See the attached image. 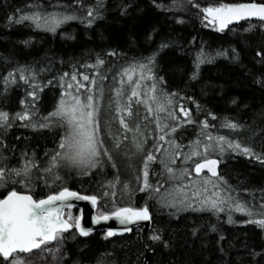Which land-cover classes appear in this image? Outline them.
I'll use <instances>...</instances> for the list:
<instances>
[{
    "label": "trees",
    "instance_id": "1",
    "mask_svg": "<svg viewBox=\"0 0 264 264\" xmlns=\"http://www.w3.org/2000/svg\"><path fill=\"white\" fill-rule=\"evenodd\" d=\"M29 2L0 0V111L9 113L12 125L0 127V153L13 158L12 163L25 151L29 155L35 153L39 160L44 161L45 153L57 147L63 129L55 124L47 128H32L25 126L27 121L11 119L25 107H32L33 98L27 96L32 89L18 79L16 72H13L17 77L15 83L5 85L4 77L19 65L44 69L37 75L42 87L37 91L39 98L34 101L35 121L56 105L62 91L60 76L64 72H72L73 68L91 75L97 69L87 65L94 64L98 56L105 61L99 67V71L107 76L103 81L105 97L110 95L109 88L116 86L113 76L122 67L134 61L146 63V58H152L150 67L157 87L173 94L177 115H182L178 111L181 105L191 112L193 122L181 124L172 134L178 143L185 146L183 150L187 149L189 140L197 137L201 127L198 121L207 119L212 125L208 131L213 135L238 140L250 146L255 153L264 155V57L255 55L257 50L264 52V27L260 21H241L223 31L206 27L201 9L193 5L207 6L216 0H176L175 6L172 0H156V3L153 0H84L100 13L93 23L88 25L79 19L70 20L52 33L33 28L27 21L19 24L8 22L9 15H19L18 8L28 10L25 6ZM52 2L43 0L45 5ZM25 40L29 43L25 44ZM201 50L211 59L197 67L194 61ZM217 52L226 54L216 55ZM144 83L151 84L152 81ZM22 98L25 105L20 103ZM209 112L216 118L209 116ZM225 118L242 127L235 130L221 127ZM146 123L143 121L141 127ZM117 126L114 122L113 128ZM150 127L154 129L155 126ZM105 139L111 144V137L106 136ZM152 142V137L147 136L145 147L150 148ZM212 155L220 162L218 174L235 189L233 195L255 206L264 201V162L230 150L223 155ZM192 160L182 165L181 158H177L174 167H189ZM137 161L138 157L127 156L122 146L115 153L117 168L109 162L88 175L63 169L60 171L62 179L47 186L40 181L39 186L34 184L31 189L19 184L9 187L30 192L34 198L51 194L63 186L90 195L96 194L99 183L111 179L117 171L122 179H128L130 187H136L133 168L138 166ZM153 168L159 171L158 164L154 163ZM149 179L153 184L157 180L163 183L159 175L150 173ZM167 189L169 183H163L160 191L164 193ZM7 190L0 187V196ZM106 199L110 201L111 197ZM115 202L121 207L149 208L151 225L145 236L140 229L121 237L106 238L104 232L81 236L73 226L62 234V264H95L96 257L105 253L107 264H144L147 253L146 264H264V228L255 223H241L250 219L244 213L232 211V222L229 223L227 210L218 214L208 210L176 211L161 205L147 190L126 191L123 195L118 190ZM105 203L104 199L98 200V212L110 209L111 204L105 207ZM153 232L160 235V240L150 239ZM55 244L53 241L47 246Z\"/></svg>",
    "mask_w": 264,
    "mask_h": 264
},
{
    "label": "snow or ice",
    "instance_id": "2",
    "mask_svg": "<svg viewBox=\"0 0 264 264\" xmlns=\"http://www.w3.org/2000/svg\"><path fill=\"white\" fill-rule=\"evenodd\" d=\"M172 2L175 6L176 0ZM153 3H156V0H153ZM193 6L201 9L206 27H215L219 31H223L233 21L250 18H257L261 22V27H264V2L216 0L207 6L197 3ZM25 7L28 10L19 8L16 10L19 15H9L8 22L19 24L27 21L33 28L52 33L70 20L79 19L82 23L91 25L96 16L100 15L96 7L86 4L84 0H53L48 5H45L43 0H30ZM24 43L28 44L29 41L25 40ZM110 54L115 55V52ZM255 55L264 57V52L257 50ZM146 59V63L129 62L116 72L113 76L116 86L109 88L110 95L107 97L103 84L107 76L99 71V67L105 61L99 56L94 64L87 65L97 69L91 75L78 72L75 68L70 73L64 72L60 76L62 91L56 105L52 111L35 121L34 101L39 98L37 91L42 87L37 81V75L44 69H37L34 65H19L4 77L5 85L15 83L17 77L13 72H16L19 74L18 79L29 84L32 89L27 92V96L33 98L32 107H25L13 114L11 119L27 121L25 126L32 128L59 125L63 133L59 135L57 147L50 153H45L44 161L39 160L35 153L29 155L25 151L15 158V163H12L13 158L0 153V187L8 189L6 194L0 196V257L3 258L0 264H31L29 258L21 254L41 249L42 245L46 246L44 250L48 251L47 245L52 241L56 242V248L51 251L56 253L64 239L62 234L73 226L81 235H88L92 229L83 227L79 217L73 218L70 212L67 216L64 215L65 209L70 210L73 207L71 198L90 201L93 206L102 199L106 200L105 207L111 204L109 210L100 211L93 217L94 222L106 221L113 217L122 225L151 220L147 206H117L115 201L118 190L121 195L126 191L147 190L161 205L174 208L176 211L208 210L218 214L227 210L229 223L232 222V211L244 213L250 219L240 221L241 223H255L264 228V201L255 206L233 195L235 189L218 174L219 160L212 154L223 155L225 151L230 150L262 162L264 155L255 153L250 146L243 145L238 140H231L224 135H213L208 131L212 125L207 119L198 121L201 127L197 137L189 140L187 149L183 150L185 146L178 143L172 134L181 124L193 122L191 112L181 105L178 111L182 115H177V109L172 101L173 94L157 87L156 78L150 67L152 58ZM210 59L211 56L201 50L197 53L194 63L199 67L201 63ZM192 75L195 77L196 73L193 72ZM146 80H151L152 83H144ZM20 103L25 105L26 101L22 98ZM162 113L164 115H161ZM208 115L216 118L214 113L209 112ZM143 121L148 123L141 127ZM114 122L118 125L115 128ZM150 125H154V129ZM11 126L9 113L0 111V127ZM221 127L235 130L242 125L225 118ZM149 135L153 142L151 147L147 148L145 145ZM106 136L111 137V144L105 139ZM122 146L127 156L138 157V166L133 168L136 173V187H130L128 179H122L119 171L111 179H104L99 183L96 194L90 195L63 186L51 194L34 198L30 192L18 191L14 186L9 187L19 184L31 189L34 184L39 186L40 181L47 186L62 179L60 171L63 169L75 170L78 175H88L93 169L104 168L109 162L113 168H117L115 153ZM193 157L197 159L192 160ZM177 158H181L182 165L192 160V165L174 167ZM154 163L159 165V171L153 168ZM129 166L131 167V164ZM205 169L206 173L203 172ZM150 173L153 176L159 175L163 183H169V189L161 193L163 183L157 180L153 184L149 179ZM108 197H111L110 201L106 199ZM118 231L127 232L131 229L109 228L106 238ZM193 233L195 234V229ZM160 238L155 232L150 236L154 241ZM106 255V253L98 255L95 264H107Z\"/></svg>",
    "mask_w": 264,
    "mask_h": 264
},
{
    "label": "water",
    "instance_id": "3",
    "mask_svg": "<svg viewBox=\"0 0 264 264\" xmlns=\"http://www.w3.org/2000/svg\"><path fill=\"white\" fill-rule=\"evenodd\" d=\"M247 20H258V19L257 18H250V19H242L240 21H233L226 28H229L231 26L237 25L241 21H247ZM219 169H220V162L217 165L218 173H219ZM206 171H207L206 169L203 170V172H205V173H206ZM70 202L73 204V207L70 210L69 209H65L64 210V215H65V213L67 211L78 210L79 211V218H80L81 225L83 227H86V228H91L92 231L90 233L104 232L106 234L109 228L121 229V228H124V227H128V228L131 229V231H127V232H119L118 231L116 234H114L111 237H121V236H124V235H128L134 229H140L142 236H145V234L147 233V231L149 230L150 225H151V220H149V221H139V222L130 223V224H127V225H122L114 217L110 218L109 220H106V221L105 220H100V221H95L94 222L93 221V217L95 215H97V205L93 206L90 201L76 200L75 198H71ZM77 232H78L79 235H81L78 230H77ZM90 233H88V234H90ZM81 236H86V235H81ZM52 242H49V244L52 243ZM37 250L38 249H34V250H32L31 253H33V252H35ZM28 254H30V253H28ZM148 257H149V254L147 253L146 256H145L144 264H146V260L148 259Z\"/></svg>",
    "mask_w": 264,
    "mask_h": 264
},
{
    "label": "rangeland",
    "instance_id": "4",
    "mask_svg": "<svg viewBox=\"0 0 264 264\" xmlns=\"http://www.w3.org/2000/svg\"><path fill=\"white\" fill-rule=\"evenodd\" d=\"M212 28H215V27H212ZM69 212L71 213L73 218L79 217V211L78 210L67 211L65 213V216H67ZM98 213L99 212L97 211V214ZM45 247L46 246H43L41 249H39L38 251H35L33 253L21 254V255H26L29 258V260L31 261V264H62L63 252H62L61 246L56 253L51 251V249L56 248V244L54 246H47V248L49 249L48 251L44 250Z\"/></svg>",
    "mask_w": 264,
    "mask_h": 264
}]
</instances>
